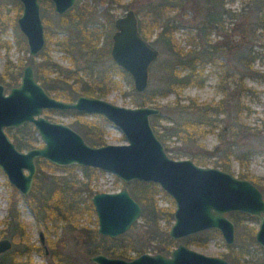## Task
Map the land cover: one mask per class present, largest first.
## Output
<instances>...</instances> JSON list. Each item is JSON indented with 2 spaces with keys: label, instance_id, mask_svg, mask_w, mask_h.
<instances>
[{
  "label": "trees",
  "instance_id": "obj_1",
  "mask_svg": "<svg viewBox=\"0 0 264 264\" xmlns=\"http://www.w3.org/2000/svg\"><path fill=\"white\" fill-rule=\"evenodd\" d=\"M114 1L119 0H98V2L108 5ZM4 2L0 0V14L2 13ZM11 2L14 5V13L12 16L6 17L4 22L0 21V24L12 26L15 47L18 51L24 52L26 45L23 34L14 23L21 6L18 0H11ZM39 3L42 9L48 7V10L52 11L49 0H39ZM179 4L180 0H155L147 3L144 7L146 8L145 12L139 11L141 14L137 18L139 33L143 38L148 39L155 30L153 41L160 42L167 55L158 64V69L161 72L159 85L155 88L145 87L141 92H135L131 88L130 100L133 105L151 104L162 108L158 115L150 117L151 126L163 144L165 151L167 153L171 151L170 155H173V157L187 154L193 157L197 163L205 164L212 156L213 158L210 159L211 163L227 171L230 169V160L232 158L240 162L244 161L246 166L248 161L247 154L243 153L244 155L239 156L231 148L237 134L236 127L239 126L241 106L235 104L232 108L235 112L234 115L230 121L225 122L218 119L216 115L219 113L227 114L230 111L226 103L229 102L231 97L228 96V100L219 99L211 105H199L190 97H187V101L183 103L180 98V89L183 87L188 85L201 86L203 84L202 69L198 67L200 63L211 62L219 67L217 58L221 51V45L215 42L211 43L208 35L211 30L222 26L220 18L222 2L221 0H214L210 3L212 7L208 6L203 19L194 25L196 28L194 36L198 42H201L200 49L189 48L186 51H182L174 39L173 32L177 28V24L174 23L173 19L169 18L170 10L179 7ZM42 9L41 19L44 23L43 28H45L44 44L36 56H28L26 58L28 63L33 66L35 79L47 93L64 100H72L79 93L103 97L111 88L120 86L119 79L115 80L112 75L116 74L120 78L128 77L126 71L109 59L110 42L107 35L103 41H100L104 34L103 30H98V28L91 26L95 22H99L98 16L95 14V4L79 3L78 1L67 11L58 15L59 19L56 28L63 29L66 33L59 38L55 36L56 32L52 33L49 31V23L45 14L43 15ZM52 38L53 43L69 55L70 65L63 70L49 55L48 42ZM3 44L7 47L5 42ZM35 57L38 59H35ZM79 60L82 62L81 64ZM103 60L107 61V63H101ZM250 63L251 57L247 55L243 64L248 69L250 68ZM23 65L25 64L21 59L15 63L7 59L6 65L0 73V82L4 87L8 88L17 84ZM222 71L225 72V70ZM229 76L231 74L227 72L219 74L218 88L222 92H226V86H224L223 82ZM169 92L174 93V98L169 106L157 102L160 96H165ZM61 112L75 115L71 123L72 127L88 143L92 145L105 143L103 137L105 130L98 123L81 119L80 115L82 114L77 113L73 109ZM159 117L171 121L168 125H162L160 131L154 122V119ZM101 118L103 119L102 116ZM219 121L221 126H219L216 133L218 144H215L211 149L201 147L202 152L193 150L196 142L192 134L197 130V134L213 130ZM30 126V123H23L13 133V141L18 148L34 146L36 135L33 133L35 130L30 128ZM226 130L227 135L231 137V141L225 142L223 140L222 135H224ZM20 131H24V134H19ZM171 135L180 141V145L169 147L165 144V138ZM221 144H223L222 147ZM185 145L189 147L186 148L184 147ZM42 162L47 161L42 158L36 160L38 166L37 174L34 177V183L29 193L25 196L27 204L45 229L48 230L50 224L56 227L55 221L58 220L82 232L83 240L79 244L84 248L85 255L102 252L111 256H120L125 255L131 249L136 252L146 249L156 252H167L170 246L175 243L166 234L167 228L160 224V221H163V225L167 226L171 222L173 208L170 205H158L154 193L160 189L156 183L131 180V194L139 201L141 206L139 216L141 230H138L140 233L137 234L141 238L133 237L128 232H123L111 238L98 234L94 227L77 226L75 221L82 212L87 214L92 212V204L89 199L81 206L78 199L81 191L88 190L89 181L94 176L96 168L80 166L82 178L78 179L76 174L73 173L67 177L66 175L43 173ZM72 167H74L73 164L62 166L67 171L71 170ZM238 176L250 178L247 172L243 171H239ZM250 179L255 185H260L254 180V177ZM259 187L262 190L264 189L262 185ZM137 188L138 190H136ZM14 190L12 187V191L9 193L7 213L2 220L4 224L2 232H6L4 234L9 237L12 245L8 250L0 253V264H36L31 262L29 255L32 250H39L41 247L29 244L26 241L25 225L16 206ZM160 191L165 192L162 189ZM168 199L172 201L171 198ZM244 215L253 219V217ZM132 228L134 227L132 226ZM213 232L216 231L208 229L194 233L185 237L184 242L194 246H204ZM252 232L253 227H250L249 231L244 232L242 235L239 232L236 233L235 240L238 243L234 241L235 243L229 246L228 252L224 254L229 257L230 262L233 264H238V259L245 251L247 241L252 242ZM49 236L45 241L49 250L47 261L40 264H77L73 255L65 252L61 237L51 239ZM234 246H239V250Z\"/></svg>",
  "mask_w": 264,
  "mask_h": 264
},
{
  "label": "water",
  "instance_id": "obj_2",
  "mask_svg": "<svg viewBox=\"0 0 264 264\" xmlns=\"http://www.w3.org/2000/svg\"><path fill=\"white\" fill-rule=\"evenodd\" d=\"M21 6L16 26L23 34L27 55L35 56L44 44L39 0H18ZM52 10L61 14L75 0H49ZM109 56L128 73L132 89L141 92L147 85L150 64L158 49L143 38L137 17L128 8L113 20ZM74 109L101 115L119 129L124 143L92 145L69 125L43 116L42 110ZM160 109L142 104L121 106L102 97L77 94L71 101L49 95L35 79L30 63L23 65L17 84L5 88L0 83V170L21 196L30 190L35 159L44 158L55 165H84L113 173L122 182H154L174 201L172 221L167 234L179 239L205 229L217 230L225 243L233 242V223L225 215L237 211L255 216L254 240L264 247V199L248 179L216 166H201L189 158H173L150 125L149 117ZM31 123L41 144L18 149L5 132ZM90 202L96 216L97 233L115 237L125 232L141 213L139 203L125 186L116 191H95ZM42 241V232L39 230ZM11 247L7 237L0 238V253ZM93 264H228L178 242L169 255L143 252L131 259L102 252L88 256Z\"/></svg>",
  "mask_w": 264,
  "mask_h": 264
},
{
  "label": "rangeland",
  "instance_id": "obj_3",
  "mask_svg": "<svg viewBox=\"0 0 264 264\" xmlns=\"http://www.w3.org/2000/svg\"><path fill=\"white\" fill-rule=\"evenodd\" d=\"M1 1H5L2 13L0 14V21L4 22L6 17L13 15L14 5L12 4L11 0ZM78 1L79 3L85 2L88 4H95V14L98 16L99 22H95L91 26L98 28V30H103L104 34L103 37L100 38V41H103L107 35V38H109L110 42V36L113 31V20L115 17L123 14L126 9L131 8L134 11L136 10V17L139 18L141 16L139 11L141 10L142 12H145L146 8L144 7L147 5V3H151L155 0H119L114 1L110 5L103 2H98V0H75V4ZM213 1L214 0H180L179 7L170 10L171 12H169V18L173 19L174 23L177 24V28L173 32V37L182 51H186V49L189 48H193L195 50L200 49L201 42H198L197 38L194 36L196 31L194 25L203 19L207 7H212L210 3ZM221 2L222 13L220 18L222 21V26L211 30L208 35L211 43L215 42L221 45V51L219 52L217 58L219 67L211 62L200 63L198 67H201L202 69L201 75L204 77L203 84L201 86L188 85L183 87L180 89V98L181 102L183 103L187 101V97H190L193 98L199 105H211L219 99L226 100L228 96L231 97L229 102L226 103L230 111L227 114L219 113L216 115L218 119L224 120L225 122L230 121L231 117L234 115L235 112L232 110L233 106L235 104L241 106V110L239 112V126L236 127L237 134L234 139L235 142L233 147L231 148L239 156L244 155L243 153L247 154L248 161L245 166L244 161L240 162L232 158L230 160L229 172L237 177H239V171L247 172L248 176L254 177V180H256L258 184L264 186V0H221ZM41 9L42 7L40 6V16ZM42 12L43 15L45 14L47 22L49 23V31L52 33L56 32L55 36L57 38L66 34L63 29L56 28L59 17L53 12V10L49 11L48 7H45L42 9ZM16 17L14 21L15 25ZM44 32L45 28H43V34ZM154 32L147 40H152L151 43L158 49V56L149 66L146 88H155L159 85V75L161 72L160 69H158V64L167 55L160 42L153 41L155 37ZM196 41L197 43L195 44ZM3 42L6 43L7 47L3 44ZM48 52L50 57L59 65V67H61V70L69 67V55L53 43V38L48 42ZM247 55L251 57L250 68L248 69L243 64ZM26 57H28L27 49L23 52L18 51L15 47L12 26H4L3 24H0V73L5 67L7 59L13 63L21 59L24 64H26L28 63ZM35 59L38 58L35 57ZM79 59L82 60L81 58ZM109 59L111 60V58ZM80 60L79 63L81 64L82 62ZM107 61L103 60L101 63H107ZM222 70H225V72L231 74V76H229L223 82L224 86H226V92H222L218 88L219 74L225 73ZM112 77L115 80L119 79L120 86L117 88H111L102 98L107 99L108 101L117 105L128 107L134 106L130 100V89L132 88L130 76L128 75L127 78H120L118 75L114 74ZM6 90L7 87H5V91ZM173 98L174 93L169 92L165 96H160L157 99V102L169 106ZM158 108L160 111L162 110L161 107ZM42 115L53 121L63 122L70 126H72L71 123L75 118V115L73 114L49 109H44L42 111ZM150 117L149 122L151 125L152 121L150 120ZM80 118L83 120H92L94 123L96 122L101 127H103L105 130L103 134L105 143L115 144L126 142L119 129L104 117L102 119L101 115L99 116L98 114L94 113H85L80 115ZM154 122L157 124L159 131L162 125H168L171 123L169 119L161 117L154 119ZM30 125V128L35 130L31 123ZM19 126L16 128H5V132L12 140H14L13 133L17 128H19ZM219 126H221L220 121L218 122L217 126L213 128V130L201 132L200 134H197L198 130L195 131V133L192 134L196 142L193 150L202 152L201 147L211 149L215 144H218L216 133ZM33 133L36 135V141L34 142V145L41 144V140L38 138L36 132L34 131ZM19 134L23 135L24 131H20ZM222 137L225 142L231 141V137L227 135V130L225 131L224 135H222ZM165 144H167L169 147L175 145L178 146L180 145V141L175 138V136L171 135L165 138ZM222 146L223 144H221V147ZM184 147L188 148L189 146L185 145ZM167 154L173 157V155H170L171 151ZM173 158H189L194 163L201 166H214L210 160L213 158L212 156L205 164L197 163L193 157L187 154H182ZM41 164L43 165V173L52 175H66V177L73 173L76 174L78 179L82 178L81 167L77 164H73L74 167H72V169L69 171L62 168V166H55L49 162H42ZM36 174L37 171L35 175ZM156 185L161 190L158 184ZM260 185H257V187L261 190L264 199V189L262 190L259 187ZM11 186L12 185L7 181L5 174L0 170V238L8 237L6 234H4L6 232H2V229L4 228L2 220L7 213L9 193L12 191L13 187ZM88 186V190L90 189L89 191L84 190L79 194L78 200L80 206L87 199L90 200L92 193L95 191L113 192L123 186L127 188L129 194L133 197L130 190L132 187L131 181L124 183L113 173L98 168H96V172L94 176L91 177ZM136 190H138V188ZM160 190L154 193V197L156 198L158 205H170L172 208H174L173 199L166 192L163 193ZM14 193L16 196V206L25 225L26 241L29 244H33L35 246L39 245L38 231L41 230L45 241L49 234L51 239L61 237L65 252L73 255L77 264H92V262L88 260L89 255L84 254V248L81 246V244H79V242L83 240L82 232H80L78 229H73L69 225H65L63 222L58 220L55 221L56 227H53L49 223L50 228L48 230L45 229L29 208L25 197H22L16 189L14 190ZM168 198H171L172 201H170ZM137 202L139 203V201ZM226 215L234 223L235 233L239 232L242 235L244 232H248L250 227L255 229L257 226L256 219L248 218L244 214L232 211L227 212ZM75 221L77 226L84 225L87 228L97 227L93 208L92 212L89 214L82 212ZM170 223L165 226V224L163 225V221H160V224L166 228L169 227ZM132 226L134 228H132ZM138 230H141L140 218L132 223L125 232H128V234L131 236H136L138 239H140L141 237L137 236V234L140 233ZM190 247L204 254L217 255L228 259V257L222 255V253L227 252L228 248L226 247V244L224 243L223 238L218 231L213 232L204 246ZM234 247L239 250V246ZM146 250L151 252L149 249ZM48 254L49 250L47 254H44L41 248L39 250H32L29 256L31 262L40 264L47 261ZM134 254H136V251L131 249L127 251L125 255L120 256L124 258H130L134 256ZM239 261L241 264H264V249L258 247V245L253 240L252 242L247 241L245 251L239 257Z\"/></svg>",
  "mask_w": 264,
  "mask_h": 264
},
{
  "label": "flooded vegetation",
  "instance_id": "obj_4",
  "mask_svg": "<svg viewBox=\"0 0 264 264\" xmlns=\"http://www.w3.org/2000/svg\"><path fill=\"white\" fill-rule=\"evenodd\" d=\"M75 4V3H74ZM73 4V5H74ZM52 5V4H51ZM72 5V6H73ZM71 6V7H72ZM70 8V7H69ZM68 8V9H69ZM67 9V10H68ZM66 10V11H67ZM134 11V10H133ZM54 12V11H53ZM65 12V11H64ZM63 12V13H64ZM55 13V12H54ZM57 14V13H56ZM62 14V13H61ZM57 15H60V14H57ZM136 15V14H135ZM41 17V16H40ZM41 21H42V19H41ZM43 24V23H42ZM36 56V55H35ZM27 64V63H26ZM31 64V63H30ZM32 65V64H31ZM32 68H33V66H32ZM33 73H34V71H33ZM18 83V82H17ZM42 86V85H41ZM43 87V86H42ZM5 88V87H4ZM46 91V90H45ZM47 92V91H46ZM49 94V93H48ZM79 94H82V93H79ZM49 95H51V96H53L52 94H49ZM54 97V96H53ZM55 98H58V97H55ZM75 98V97H74ZM73 98V99H74ZM60 99H62V98H60ZM72 99V100H73ZM64 100V99H63ZM67 101H71V100H67ZM44 110V109H43ZM42 110V111H43ZM65 110H68V109H65ZM65 110H57V111H65ZM74 110V109H73ZM76 111V110H75ZM77 112V111H76ZM77 113H79V114H85V113H80V112H77ZM42 114V113H41ZM44 116V115H43ZM51 120V119H50ZM53 121V120H52ZM57 122H59V121H57ZM27 123H29V122H27ZM63 123V122H62ZM22 125V124H21ZM68 125V124H67ZM33 126V125H32ZM70 126V125H69ZM71 128H72V126H70ZM72 129H74V128H72ZM76 132H78L76 129H74ZM36 132V131H35ZM79 133V132H78ZM37 134V133H36ZM80 134V133H79ZM8 135V134H7ZM81 135V134H80ZM9 136V135H8ZM38 136V135H37ZM81 137H82V135H81ZM10 138V137H9ZM39 138V137H38ZM83 138V137H82ZM11 139V138H10ZM84 139V138H83ZM12 140V139H11ZM85 140V139H84ZM13 141V140H12ZM86 141V140H85ZM87 142V141H86ZM13 143H14V141H13ZM15 144V143H14ZM90 144V143H89ZM40 145V144H39ZM15 146H16V144H15ZM34 146H38V145H34ZM34 146H31V147H34ZM17 147V146H16ZM18 148V147H17ZM29 148V147H28ZM18 149H20V150H25V149H27V148H18ZM37 159H39V158H36L35 159V173H36V171H37V163H36V160ZM42 159H44V158H42ZM46 160V159H45ZM47 161V160H46ZM48 162V161H47ZM50 163V162H49ZM50 164H52V163H50ZM73 164H75V163H73ZM52 165H55V164H52ZM70 165H72V164H70ZM55 166H65V165H55ZM79 166H84V165H79ZM91 167V166H90ZM35 173H34V175H35ZM34 175H33V178H34ZM241 178H245V177H241ZM251 178V177H250ZM250 178H246V179H248L249 181H251L252 183H253V181H252V179H250ZM32 183H33V180H32ZM254 185H255V183H253ZM256 187H257V185H255ZM31 187H32V184H31ZM31 187H30V189H31ZM258 188V187H257ZM259 189V188H258ZM260 190V189H259ZM30 191V190H29ZM29 191H28V193H29ZM261 191V190H260ZM27 193V194H28ZM26 194V195H27ZM261 194H262V192H261ZM25 195V196H26ZM25 196H22V197H25ZM263 197V196H262ZM92 208H93V206H92ZM94 211V210H93ZM230 212H232V211H230ZM234 212H237V211H234ZM238 213H241V212H238ZM241 214H244V213H241ZM225 215H226V213H225ZM247 215V214H246ZM227 216V215H226ZM249 216V215H248ZM96 217V216H95ZM250 217H253V219H256V217L255 216H250ZM139 218V217H138ZM257 220V219H256ZM172 221V220H171ZM135 222V221H134ZM133 222V223H134ZM232 222V221H231ZM258 222V221H257ZM233 223V222H232ZM257 227V226H256ZM168 229V228H167ZM256 229V228H255ZM255 229H253V232H252V239H253V241L258 245V247H261L262 249H264V247H262V246H260L255 240H254V238H253V234H254V231H255ZM205 230H208V229H205ZM215 230V229H214ZM41 231V230H40ZM201 231H203V230H201ZM217 231V230H216ZM42 232V231H41ZM97 232V231H96ZM198 232H200V231H198ZM195 233H197V232H195ZM99 234V233H98ZM166 234H167V230H166ZM192 234H194V233H191V234H189V235H192ZM235 232H234V223H233V242L231 243V244H228V243H225L226 244V247L228 248L229 246H232L233 244H234V240H235ZM101 235V234H100ZM168 235V234H167ZM189 235H186V236H183V237H181V238H179V239H173V238H171V237H169V235H168V237L169 238H171V239H173L174 241H175V243L172 245V246H170V248L167 250V252H159V251H157V252H159V253H161V254H164V255H169V253H170V251L176 246V244L178 243V242H181V243H183L185 246H187V247H189V248H191V249H194V248H192V247H190V246H194V245H191V244H186L185 242H184V238L185 237H187V236H189ZM221 235V234H220ZM8 238V237H7ZM9 239V238H8ZM10 240V239H9ZM38 240H39V246L42 248V250H43V253L44 254H47L48 253V249H47V246H46V243H45V239H44V237H43V233H42V241L40 240V237H39V231H38ZM11 241V240H10ZM11 245H12V243H11ZM196 247V246H195ZM197 247H202V246H197ZM195 250V249H194ZM197 251V250H196ZM143 252H148L147 250H143V251H140V252H136V254H134V256H132V257H130V258H126V259H131V258H133V257H135L136 255H138V254H140V253H143ZM153 252H156V251H151V252H149V253H153ZM227 252H228V250H227ZM227 252H225V253H227ZM225 253H222V255L223 256H225L224 254ZM105 254V253H104ZM208 255V254H207ZM111 256V255H110ZM214 256H217V255H214ZM121 257V256H120ZM221 257V256H220ZM227 257V256H226ZM222 258H224V257H222ZM227 262H228V264H233L232 262H230V260H229V257H228V259H226V258H224ZM238 264H241V262L239 261V259H238Z\"/></svg>",
  "mask_w": 264,
  "mask_h": 264
},
{
  "label": "bare ground",
  "instance_id": "obj_5",
  "mask_svg": "<svg viewBox=\"0 0 264 264\" xmlns=\"http://www.w3.org/2000/svg\"><path fill=\"white\" fill-rule=\"evenodd\" d=\"M112 238V237H111Z\"/></svg>",
  "mask_w": 264,
  "mask_h": 264
}]
</instances>
